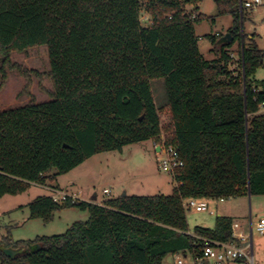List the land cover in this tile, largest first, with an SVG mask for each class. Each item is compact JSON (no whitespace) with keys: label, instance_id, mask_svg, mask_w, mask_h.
<instances>
[{"label":"trees","instance_id":"1","mask_svg":"<svg viewBox=\"0 0 264 264\" xmlns=\"http://www.w3.org/2000/svg\"><path fill=\"white\" fill-rule=\"evenodd\" d=\"M194 0H0V90L8 71L42 75L10 60L12 52L46 45L50 99L0 110V196L45 185L92 155L147 139H164L183 165L170 195H121L102 203L37 196L31 217L77 206L88 210L62 234L13 241L0 234L4 264H161L188 245L183 200L264 195V82L253 75L264 52L246 45L240 0H214L216 15H231L230 42L209 35L216 53L205 59ZM145 11L148 22L143 23ZM244 11V10H243ZM239 38L241 72L229 68ZM26 51V50H25ZM162 79L171 120L162 128L151 81ZM27 93V90H26ZM29 93V92H28ZM233 219L195 230L219 240ZM3 247L27 248L14 258Z\"/></svg>","mask_w":264,"mask_h":264},{"label":"rangeland","instance_id":"2","mask_svg":"<svg viewBox=\"0 0 264 264\" xmlns=\"http://www.w3.org/2000/svg\"><path fill=\"white\" fill-rule=\"evenodd\" d=\"M184 10L186 14L200 15V23L195 24V32L199 36L198 47L205 59L213 58L216 52L211 50L213 43L209 35L225 34L233 25L232 16H217L214 0L187 2ZM141 20L143 23L149 21L145 11L141 12ZM241 28L245 34L246 45L256 44L264 52V0L263 4L243 11ZM239 43L241 39L237 38L229 50L231 57L229 68L235 73L241 72ZM25 50L12 52L10 60L23 69L39 73L42 78L31 73L29 88H27L25 76L17 71H8L7 81L0 90V110L25 105L30 98L28 94L33 95L36 102L50 99L45 90L53 89L52 81L48 76L43 75L49 70L46 45L32 46ZM1 60L0 56V64ZM253 78L261 87L264 82V57L263 65L256 67ZM151 89L160 123L164 128L170 122L171 116L162 79L152 80ZM165 133L167 134L166 130L161 129V135L165 137ZM151 141L147 139L125 145L121 150L96 153L72 170L56 174L52 184L79 198L92 200L95 195L96 200L102 202L122 194L128 196L170 195L177 183L170 172L163 171L158 166ZM104 189H107L109 193H104ZM48 193L50 190L44 186L31 184L22 193L0 196V234H8L13 241L32 240L37 236L62 234L73 222L88 219V210L77 206L55 210L49 220L31 217L29 203L37 196ZM209 207L212 213L209 210L185 208L189 232H194L197 227L212 229L217 216H228L244 222L251 216L252 220L256 221L259 217H264V195L232 196L222 201L210 199ZM252 236L254 264H264V234L253 230ZM0 264L4 263L0 262ZM161 264H173V253L167 254Z\"/></svg>","mask_w":264,"mask_h":264},{"label":"built area","instance_id":"3","mask_svg":"<svg viewBox=\"0 0 264 264\" xmlns=\"http://www.w3.org/2000/svg\"><path fill=\"white\" fill-rule=\"evenodd\" d=\"M263 4V0H240L239 9L243 12L245 9H252L257 5ZM260 110L264 112V102L260 105ZM152 148L154 149L158 166L163 170L174 173V170L183 165L177 150L167 144L163 135L159 140L152 139ZM41 185V184H36ZM44 186V185H41ZM50 195L54 201H62L67 196L74 200L79 198L68 192L52 186H47ZM108 194V190L104 189ZM219 200L225 198L219 197ZM209 198H186L183 200V206L197 210H210ZM253 230L259 234H264V217H259L253 221L251 216L247 220V230H242V224L233 221L231 224V236L228 240H219L212 238L203 232H189L188 245L183 250L173 253V264H254L253 259Z\"/></svg>","mask_w":264,"mask_h":264},{"label":"water","instance_id":"4","mask_svg":"<svg viewBox=\"0 0 264 264\" xmlns=\"http://www.w3.org/2000/svg\"><path fill=\"white\" fill-rule=\"evenodd\" d=\"M233 39V37L231 36V34L229 32H226L225 34H223L222 36H220L216 42V44L219 46L223 43H227V42H230L231 40ZM124 195V194H122ZM248 196H250V193H248ZM1 249L3 250V252L11 257V258H14L18 255H21V254H24V253H27L29 252V249L27 248H22V247H19V248H11V247H3L1 246Z\"/></svg>","mask_w":264,"mask_h":264},{"label":"crops","instance_id":"5","mask_svg":"<svg viewBox=\"0 0 264 264\" xmlns=\"http://www.w3.org/2000/svg\"><path fill=\"white\" fill-rule=\"evenodd\" d=\"M215 57V56H214ZM213 57V58H214ZM212 59V58H211ZM50 90H52V89H50ZM31 93H33L32 91H30ZM48 96V95H47ZM49 181L51 182V183H49ZM52 182H54V180H46V183H45V185H44V187L46 188V189H48L47 188V186H52V187H55V188H58V189H61L59 186H57V185H54V184H52ZM62 190H64V191H66V192H68L67 190H65V189H62ZM50 193H48L47 195H49ZM69 194H71V193H69ZM73 195V194H72ZM248 195V194H247ZM240 196H244V195H240ZM251 196V195H250ZM249 196V197H250ZM252 196H254V195H252ZM78 197V196H77ZM79 198V197H78ZM80 200H86V201H92V202H94V203H98V204H100L102 201H97L96 200V196L94 195L93 196V199L92 200H89V199H86V198H79ZM233 221H238V220H235V219H233ZM238 222H241V224H242V230L243 231H246L247 230V220L244 222V221H238Z\"/></svg>","mask_w":264,"mask_h":264}]
</instances>
